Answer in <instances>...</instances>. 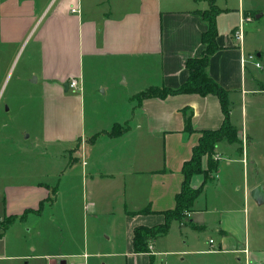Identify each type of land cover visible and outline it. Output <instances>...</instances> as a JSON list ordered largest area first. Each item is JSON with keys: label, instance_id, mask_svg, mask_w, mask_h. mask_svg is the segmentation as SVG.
Returning <instances> with one entry per match:
<instances>
[{"label": "crops", "instance_id": "crops-1", "mask_svg": "<svg viewBox=\"0 0 264 264\" xmlns=\"http://www.w3.org/2000/svg\"><path fill=\"white\" fill-rule=\"evenodd\" d=\"M215 3L221 9L216 19L219 48L207 71L229 92V116L239 142L221 140L211 158L202 157L207 175L190 177L193 188L203 185L192 207L181 220L170 221L167 233L148 234L149 251L138 252L137 229L153 231L175 208L184 162L193 156L201 131L218 129L225 119L214 93L136 97L151 87L178 89L187 81V61L199 57L205 47L202 36L209 25L202 12L209 2L0 0V73L2 63L12 62L16 47L37 26L17 86L6 99L7 114L12 118L20 108L28 115L30 108L33 112L31 85L40 83L50 105L55 106L51 92L64 98L60 115L65 121L59 133L56 116L45 117L44 149L35 154L42 163L58 162L48 175L51 182L35 185L23 177L1 182L0 261L245 264L242 250L247 248L254 263L264 264V234L251 223L252 213L262 207L250 193L258 185L264 187L262 165L246 150L248 138L235 116L239 103L243 115L244 96L264 92V74L258 85L253 64L242 66L245 53L254 52L261 62L264 57V46L250 45L247 39L253 14L264 17V0L261 6H248L246 0ZM245 14L252 19L245 22L240 44L233 32ZM34 55L40 60L35 66ZM74 78L76 88L70 86ZM86 94L93 105L88 118ZM185 111L192 117V131L185 129ZM4 127L0 124V138ZM251 164L255 179L249 173ZM5 165L0 155V173Z\"/></svg>", "mask_w": 264, "mask_h": 264}, {"label": "rangeland", "instance_id": "rangeland-1", "mask_svg": "<svg viewBox=\"0 0 264 264\" xmlns=\"http://www.w3.org/2000/svg\"><path fill=\"white\" fill-rule=\"evenodd\" d=\"M246 1L248 6H257L259 4L260 6L262 5V0ZM260 6H258V8ZM253 17L252 24L249 23L251 27L248 26L250 29H247V39L250 42V45H257L259 43L260 45L264 46V17L256 18V13L253 14ZM36 28H33L31 35L29 38L27 37L26 41L22 45H18L20 46L19 48L18 46L16 47L18 50L16 51V55L12 59V62L10 63V61H6L7 65L2 63L4 69L0 73V124H5V134L3 135L4 139L0 138V141L4 142V145H2V143L0 144V155L1 160L2 157H4L6 167L5 169L1 168L0 185L4 179L9 182L10 180H19L18 177H23L24 181H28L35 185H37V182L40 181L51 182V177L49 178L48 175L54 174V166L58 168V162L51 163L48 161L42 163L41 161H43V159L35 154L44 149L43 140L45 138L44 134L46 128L45 117L48 114H53L56 116L57 122L54 123V125L57 127L56 130L59 133L65 129V121L62 120V114L60 115V113H62L60 105L64 99L62 95L51 92V96H53L52 98L55 103V106H52L48 101L44 100L46 91L42 89L40 83L37 85L32 84L31 88L33 91V97H30V101H33L32 105L34 111L32 112V109L30 108V114L28 115L26 114L27 110L24 112L23 108H20L19 110L15 109L13 111L15 115L12 118L10 114H7L6 112V108H8L7 105H5L6 99L12 95V90L17 86V74L23 69L27 56L33 47L32 43L34 42V38L31 37H33L34 33H36ZM5 57H7V55ZM32 60L34 66L38 65L40 62L38 57L35 55L32 57ZM262 65H264V57H262ZM251 70L253 71L252 73L256 75V82H258L257 84L259 85V79L264 74V68L256 69L252 67ZM261 86L264 88L263 85ZM262 87H260V89ZM23 96L27 98L25 93H23ZM86 96L87 98L85 105L88 118L90 117V113H92L93 105L90 103L91 100L89 101V95L86 94ZM242 101L244 108L243 115L240 113L241 103H239L238 113H236L235 116L236 119L241 123L240 129L243 127L246 137L248 138V140L245 142L246 150L249 151L250 154L258 156V160L262 165L260 177L264 178V92L259 91L257 93H248L246 97L244 96ZM24 136L27 138H24ZM59 145L64 146L61 143ZM60 146H58V148H60ZM232 150L238 151V147L233 146ZM255 169L256 168L254 165L251 164L249 166V173L252 176V179H255ZM235 177L236 175L234 174L233 178ZM0 192L1 196L3 197L4 189H2ZM2 197H0V213L2 212L3 207L1 203ZM260 207L262 208H258L252 213L251 223L253 224V229L257 227V229L260 230L261 234L263 235L264 203ZM3 263L7 264L9 261H0V264Z\"/></svg>", "mask_w": 264, "mask_h": 264}, {"label": "trees", "instance_id": "trees-1", "mask_svg": "<svg viewBox=\"0 0 264 264\" xmlns=\"http://www.w3.org/2000/svg\"><path fill=\"white\" fill-rule=\"evenodd\" d=\"M209 2L208 10L202 12V17L208 22L209 28L203 34L202 40L204 41L205 47L202 54L199 57L191 58L187 61V67L190 71L189 78L185 81L182 86L178 89H172L169 87H151V89L141 92L136 97L138 99L159 96L161 98L167 97L169 94H182V93H200L201 95L216 94L222 102L224 111V122L222 126L214 130H202V137L199 143L194 148L193 156L184 162L183 174L184 183L182 190L177 194V202L175 208L171 209L166 213V222L163 225L155 228L153 231H149L146 227H140L135 233L136 250L149 251V245L146 239L148 234L167 233L170 228V221L172 219L181 220L184 214L189 210L196 198L200 195L203 190V185L199 188H193L190 184V177L195 173L203 172L207 175V172L202 167V157L208 154L211 158L216 151V144L221 140H227L229 142H239L238 131L232 125L230 121V101L229 92L220 86L214 79L208 74L207 66L209 64L212 53L218 48L217 36H218V25L216 19L221 9L216 5L215 0H207ZM248 15V14H245ZM135 97V98H136ZM190 114L185 111V129L192 131V121ZM114 129L111 133H115ZM210 159V163H211ZM214 167L211 163V168Z\"/></svg>", "mask_w": 264, "mask_h": 264}, {"label": "built area", "instance_id": "built-area-1", "mask_svg": "<svg viewBox=\"0 0 264 264\" xmlns=\"http://www.w3.org/2000/svg\"><path fill=\"white\" fill-rule=\"evenodd\" d=\"M73 10H75V9H73ZM251 19L252 18H251L250 15H244L242 17V20L240 21V25L233 32L234 39H236L240 44H242L244 42V40H245L244 39V36H245V22L246 21H250ZM248 63H252L253 66L256 67L257 69L261 68L263 66L260 58L254 52L245 53L243 55V57H242V66L246 67L248 65ZM77 85H78L77 78H74L73 80H71L70 86L72 88H76ZM242 252L247 255V260H246L245 264H257V263H254L252 261V259L250 258L249 254H248L249 250L247 248L243 249Z\"/></svg>", "mask_w": 264, "mask_h": 264}, {"label": "water", "instance_id": "water-1", "mask_svg": "<svg viewBox=\"0 0 264 264\" xmlns=\"http://www.w3.org/2000/svg\"><path fill=\"white\" fill-rule=\"evenodd\" d=\"M261 14H257L260 17ZM251 196L257 202V204L262 205L264 203V187L263 185H258L254 187L251 191Z\"/></svg>", "mask_w": 264, "mask_h": 264}]
</instances>
